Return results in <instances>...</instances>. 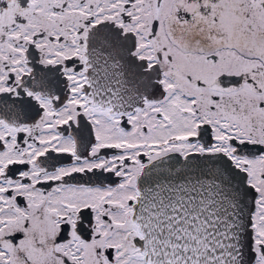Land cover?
I'll return each instance as SVG.
<instances>
[{
    "label": "snow or ice",
    "instance_id": "obj_1",
    "mask_svg": "<svg viewBox=\"0 0 264 264\" xmlns=\"http://www.w3.org/2000/svg\"><path fill=\"white\" fill-rule=\"evenodd\" d=\"M0 264H264V0H0Z\"/></svg>",
    "mask_w": 264,
    "mask_h": 264
}]
</instances>
